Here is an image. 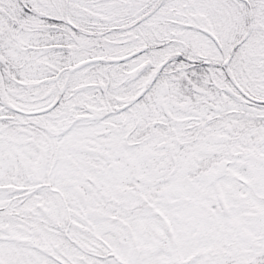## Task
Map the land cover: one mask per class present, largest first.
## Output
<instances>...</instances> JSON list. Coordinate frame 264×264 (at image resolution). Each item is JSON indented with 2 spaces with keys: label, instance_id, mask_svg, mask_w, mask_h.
Segmentation results:
<instances>
[{
  "label": "snow or ice",
  "instance_id": "1",
  "mask_svg": "<svg viewBox=\"0 0 264 264\" xmlns=\"http://www.w3.org/2000/svg\"><path fill=\"white\" fill-rule=\"evenodd\" d=\"M0 264H264V0H0Z\"/></svg>",
  "mask_w": 264,
  "mask_h": 264
}]
</instances>
